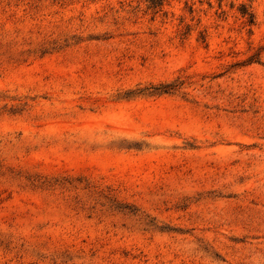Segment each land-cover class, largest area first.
Returning <instances> with one entry per match:
<instances>
[{
	"label": "rangeland",
	"instance_id": "374dc122",
	"mask_svg": "<svg viewBox=\"0 0 264 264\" xmlns=\"http://www.w3.org/2000/svg\"><path fill=\"white\" fill-rule=\"evenodd\" d=\"M0 264H264V0H0Z\"/></svg>",
	"mask_w": 264,
	"mask_h": 264
}]
</instances>
